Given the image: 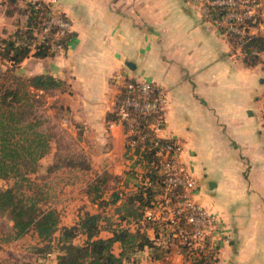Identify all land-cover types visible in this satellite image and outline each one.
I'll use <instances>...</instances> for the list:
<instances>
[{"label":"crops","instance_id":"1","mask_svg":"<svg viewBox=\"0 0 264 264\" xmlns=\"http://www.w3.org/2000/svg\"><path fill=\"white\" fill-rule=\"evenodd\" d=\"M34 1L0 0L1 37L25 29ZM40 1L70 22L66 46L43 58L32 50L16 66L0 57V73L26 83L36 75L59 80L57 88L28 89L50 93L82 130L91 172L104 160L103 172L118 178L127 171L126 136L108 118L124 90L117 77L162 90L160 136L180 140L192 196L221 228L211 264H264V65H247L242 46L190 0ZM151 255L144 248L139 264H188L176 251Z\"/></svg>","mask_w":264,"mask_h":264},{"label":"trees","instance_id":"2","mask_svg":"<svg viewBox=\"0 0 264 264\" xmlns=\"http://www.w3.org/2000/svg\"><path fill=\"white\" fill-rule=\"evenodd\" d=\"M50 5L46 2L37 0L27 4V22L24 30H16L11 36L3 38L0 36V57L7 59L12 66L22 62L32 51L31 44L36 38V34L41 29L44 19L49 13ZM53 32V31H52ZM69 34L67 33L61 40L62 47L66 46ZM233 40V38H232ZM236 42V41H235ZM264 42L261 37H253L242 45L244 53L243 60L247 65H255L263 61L253 49L262 50ZM54 51L49 48L48 40L35 45L33 56L43 58L52 55ZM17 83L15 89L3 94V101L8 100V107H12L13 102H20L21 99L28 98V92L21 91L27 85L34 88L53 89L61 85L59 80L49 75H36L26 82ZM124 90L121 95L124 97ZM7 103V102H6ZM136 114V113H135ZM141 123L150 119V115H140ZM10 120L14 125L20 121L18 113L9 111V114H0V178L8 175L9 166L6 164V156L11 152L6 149L7 129L9 126L3 121ZM116 121L113 113L111 117ZM32 125H27L30 128ZM126 131V126H123ZM135 138V136H131ZM45 147L43 141L38 143ZM143 148L139 144L133 152L125 144V158L134 161L129 170L125 172L123 186L127 187L132 181L134 190L124 201L116 206V222L110 221L111 218L103 216L106 225L102 226V218L98 213L83 211L78 220L73 225H60V214L56 209L49 208L40 211L35 203L27 202L18 197L13 188L8 187L5 190L0 189V213L7 214L11 221V235L5 239L6 242L23 239L28 233H33L40 243H46V248H40L38 252L44 255L55 253L56 264H139L137 254L144 248L151 250L152 259H158L168 250L164 249L162 243H156L159 228L163 227L144 221L143 211L145 208L152 207V202L156 201V196L163 193L164 175L159 165V156L156 155V149L152 147L150 137H146L143 142ZM38 157H42L47 152V147L39 151ZM83 153V152H82ZM81 152L74 154V158H85ZM30 154V153H29ZM137 155L136 158L133 157ZM141 168L137 172L135 166ZM72 168V167H71ZM88 168V167H86ZM105 181L99 183L103 185ZM100 187V186H98ZM97 186H88V193L92 190H99ZM118 196H115V199ZM115 201V200H114ZM147 222V226H144ZM147 228H152L154 237L150 238L146 232ZM162 229H166L163 227ZM106 230L111 236L102 237L100 232ZM76 238H81V243H76ZM173 240V239H172ZM119 243V252L114 251V244ZM53 245V246H52ZM187 247L183 249L186 251ZM215 251H209L200 256L191 254L189 259L191 264H211L214 261ZM187 259V258H186ZM12 264H28L12 263Z\"/></svg>","mask_w":264,"mask_h":264},{"label":"rangeland","instance_id":"3","mask_svg":"<svg viewBox=\"0 0 264 264\" xmlns=\"http://www.w3.org/2000/svg\"><path fill=\"white\" fill-rule=\"evenodd\" d=\"M3 74L0 73V114L8 115L9 111L18 113L20 121L14 125L10 120L3 119L9 126H14L8 128L5 135L8 148L6 151L10 152L9 149L13 151L6 156L9 172L7 176L0 178V189L13 188L19 198L35 203L40 211L56 209L60 214L61 226L73 225L79 215L86 210L100 214L102 219L105 216L116 222L114 210L134 190L133 182L125 187L123 186L125 174L124 178L123 176L118 178L103 172L104 160L100 161L95 173L90 171L92 160L88 157V145L81 139L82 130H78L68 113L59 108L58 103L50 100V93L46 95L31 92L26 83L27 86L21 91L28 92L27 100L24 97L20 102L11 103V108L8 107L9 99L3 101V94L12 90L14 85L16 88L17 83H22L23 80L11 81L7 74ZM27 125L32 126L27 128ZM38 138L43 141L45 147L37 144ZM46 147L47 152L38 157L39 151ZM80 152L86 157L74 158V154ZM133 161V158L123 159L125 171L130 169ZM182 164L184 171L188 172L183 162ZM135 168L137 172H141L138 165ZM103 180L106 184L99 185ZM90 183L92 186H100L99 190L88 193ZM115 196L118 198L115 199ZM143 223L144 226L148 224L144 221ZM11 224L9 216L0 213V264H12L14 261L56 264L55 253L44 255L43 252H38L40 248H46V243H40L33 233H28L22 241L6 242L5 239L11 235ZM101 224L103 227L106 225L104 219ZM148 229L154 232L152 228ZM169 230V227L159 228L158 238L163 248L176 251L190 264L191 255L185 253L183 247L177 246ZM104 235L106 233L102 232V236ZM81 241V238L75 240L76 243Z\"/></svg>","mask_w":264,"mask_h":264},{"label":"built area","instance_id":"4","mask_svg":"<svg viewBox=\"0 0 264 264\" xmlns=\"http://www.w3.org/2000/svg\"><path fill=\"white\" fill-rule=\"evenodd\" d=\"M190 1L202 8L206 17L239 46L253 37H261L264 42V0ZM69 27L68 19L61 12L50 8L31 44L32 50L35 45L48 40L51 51H61V40L69 32ZM252 53L264 62V47L259 51L253 49ZM117 78L122 81L125 95L117 103L113 113L116 121L126 126L125 144L133 152L139 144L142 149L144 139L150 137L164 175L163 193L152 203L153 207L145 208L144 221L166 229L169 227L172 239L177 246L183 249L187 247L184 252L189 255L194 253L200 256L215 251L221 238V228L216 218L192 196L195 182L183 169L181 142L177 138L160 136L164 128V93L145 80H131L122 75ZM141 114L151 117L143 125H140ZM136 156L133 154L134 158ZM155 240L156 243L160 242L158 237Z\"/></svg>","mask_w":264,"mask_h":264}]
</instances>
